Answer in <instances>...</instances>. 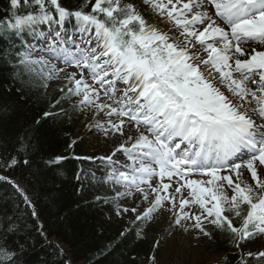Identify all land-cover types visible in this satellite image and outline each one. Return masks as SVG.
I'll return each instance as SVG.
<instances>
[{"label":"snow or ice","instance_id":"1","mask_svg":"<svg viewBox=\"0 0 264 264\" xmlns=\"http://www.w3.org/2000/svg\"><path fill=\"white\" fill-rule=\"evenodd\" d=\"M143 4L171 27L158 28L122 0L68 6L61 0H9L10 22L0 21V41L13 53L5 63L11 61L21 78H38L45 89L49 81L64 80L63 96L52 108L75 97L73 108L89 109L96 128L125 137L100 158L109 169L100 182L115 192L105 202L115 205L117 215L131 212V223H145L167 209L166 236L176 228L197 243L212 239L206 223L237 247L264 236V0ZM32 39L43 47L35 48ZM7 112L0 105V113ZM28 147L21 138L15 155L0 156V171L32 169ZM117 154L127 162L114 160ZM65 159L51 155L42 164L54 168ZM0 181L13 186L38 221L28 188L10 176L0 175ZM124 198L136 206L123 207ZM17 218L7 217L5 233L20 230ZM38 231L45 235L42 224ZM16 252L7 241L0 244V264H17ZM245 255L264 264V251ZM150 264H157L154 256Z\"/></svg>","mask_w":264,"mask_h":264},{"label":"trees","instance_id":"2","mask_svg":"<svg viewBox=\"0 0 264 264\" xmlns=\"http://www.w3.org/2000/svg\"><path fill=\"white\" fill-rule=\"evenodd\" d=\"M61 2L68 6L86 4L87 0ZM0 6V21L8 20L9 0H0ZM19 11L27 9L21 7ZM11 55L0 42V105L8 108L6 115L0 113V156L15 155L23 138L29 145L27 153L33 168L21 166L0 171V175L10 176L28 188L39 219L32 217V209L25 207L11 184L0 181V244L7 241L9 248H17V264H150L153 256L160 264L166 230L149 222L133 224L134 217L115 220V205L105 202L115 192L100 182L101 176L95 174L92 158L84 150V140L77 139L84 120L73 108L71 98L52 108L63 96L61 86L48 83L45 89L38 78L30 79L27 74L21 78L11 61L5 63ZM47 111L54 115L45 117ZM51 155L66 159L57 167H43L42 161ZM7 217H18L15 223L20 225L19 231L4 232ZM39 224L44 226V236L38 231ZM121 232L125 234L121 236ZM209 232L212 239L208 238L206 247L216 257L212 264H256V259L235 250L226 233L217 229ZM157 240L161 241L158 249ZM21 243L23 249L18 247Z\"/></svg>","mask_w":264,"mask_h":264},{"label":"rangeland","instance_id":"3","mask_svg":"<svg viewBox=\"0 0 264 264\" xmlns=\"http://www.w3.org/2000/svg\"><path fill=\"white\" fill-rule=\"evenodd\" d=\"M133 2V0H130ZM140 6V7H139ZM136 7L141 8L144 11V16L148 17L149 13H152L151 23L155 24L158 28L162 30H167L171 25L167 22H161V18L157 16L155 12H153L150 8L143 4V0H138V4ZM140 10V9H139ZM63 67V66H59ZM67 72L76 71V69L66 68ZM49 82H62L65 83L64 80H52ZM85 120L87 121V125L82 128V132L78 134V136L82 135L85 138L84 141V150L87 153V156L90 158L101 160L104 163H108L105 160L100 159L106 155H110L115 148L125 140V137H121L118 133H110L109 135H105L102 130L96 128L92 123V113L89 109H85L82 112ZM127 128V125L125 126ZM114 160H118L120 164L126 163V157L121 154H117L114 157ZM108 172L109 169L107 168ZM105 172V171H104ZM186 195V193H185ZM123 207H132L136 206L132 203L131 198L120 199ZM119 200V201H120ZM137 205L141 204V201L138 199L136 201ZM195 207V206H194ZM117 209L113 211V217L115 220L123 219L126 217H130L132 215L131 212L126 214L117 215ZM156 219L150 222H155L158 228L162 231L168 228V224L171 220V212L167 209L162 210L156 214ZM229 215H231L229 213ZM191 223V222H189ZM212 226L210 224H205L206 229ZM193 229H189V232H192ZM174 236L168 237L161 245V249L159 251V263L160 264H211L216 260L215 255L208 251L209 248L206 247L208 243V238L201 237L199 239V243L196 242V239L193 238L189 233H180L176 228H173ZM246 242V241H244ZM246 245L250 252L256 253L258 251H264V236H255L252 240H247L246 244L242 243L240 245V249ZM238 249V247H237Z\"/></svg>","mask_w":264,"mask_h":264},{"label":"bare ground","instance_id":"4","mask_svg":"<svg viewBox=\"0 0 264 264\" xmlns=\"http://www.w3.org/2000/svg\"><path fill=\"white\" fill-rule=\"evenodd\" d=\"M253 47H257V48H259L260 46H259L258 44H255V45H253Z\"/></svg>","mask_w":264,"mask_h":264}]
</instances>
